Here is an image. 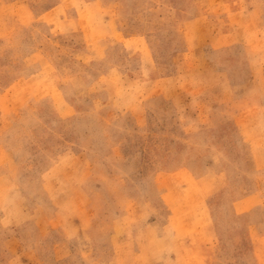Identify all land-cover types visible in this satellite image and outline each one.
<instances>
[{
    "label": "rangeland",
    "instance_id": "1",
    "mask_svg": "<svg viewBox=\"0 0 264 264\" xmlns=\"http://www.w3.org/2000/svg\"><path fill=\"white\" fill-rule=\"evenodd\" d=\"M0 264H264V0H0Z\"/></svg>",
    "mask_w": 264,
    "mask_h": 264
},
{
    "label": "crops",
    "instance_id": "2",
    "mask_svg": "<svg viewBox=\"0 0 264 264\" xmlns=\"http://www.w3.org/2000/svg\"><path fill=\"white\" fill-rule=\"evenodd\" d=\"M57 6H53V7H51L49 10H47V12H51L52 10H54L55 8H56ZM105 25H107V32H108V34L105 36V40H106V42L107 43H110V42H117L118 41V31H116V27H113V24H112V22H111V20L110 19H106V20H104V22H103ZM123 39H125V38H123ZM125 41H127L126 39H125ZM27 91H29V92H31V91H34V90H30V89H28Z\"/></svg>",
    "mask_w": 264,
    "mask_h": 264
}]
</instances>
